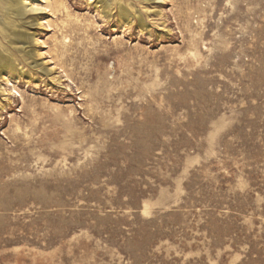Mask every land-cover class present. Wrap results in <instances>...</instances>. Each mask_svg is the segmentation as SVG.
<instances>
[{
	"label": "rangeland",
	"instance_id": "374dc122",
	"mask_svg": "<svg viewBox=\"0 0 264 264\" xmlns=\"http://www.w3.org/2000/svg\"><path fill=\"white\" fill-rule=\"evenodd\" d=\"M29 2L0 0L30 36L0 32V264H264V0Z\"/></svg>",
	"mask_w": 264,
	"mask_h": 264
},
{
	"label": "bare ground",
	"instance_id": "6f19581e",
	"mask_svg": "<svg viewBox=\"0 0 264 264\" xmlns=\"http://www.w3.org/2000/svg\"><path fill=\"white\" fill-rule=\"evenodd\" d=\"M4 1H9L10 5H9V10H11L14 13H22L24 12V10H26V8H29V5H31V7L29 9L31 10H36V7L33 5V2H29V4L27 3L28 0H4ZM102 2L107 3L108 0H100ZM58 2V1H56ZM111 3V2H110ZM108 6V4H107ZM122 12H124L126 14L125 10H122ZM10 20H8V22H2L0 25V32H8V33H12L13 37H14V42L16 43H27L30 41V36L22 33L20 31H17L15 29H11L10 28H15V25L10 24ZM141 23V22H140ZM2 60H0V64H1ZM11 67H14V64H10L9 70H11Z\"/></svg>",
	"mask_w": 264,
	"mask_h": 264
}]
</instances>
